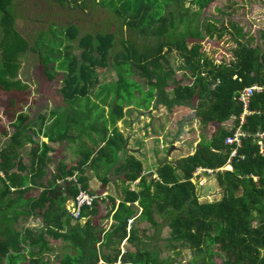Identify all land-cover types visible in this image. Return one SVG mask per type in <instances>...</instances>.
<instances>
[{
    "label": "trees",
    "instance_id": "1",
    "mask_svg": "<svg viewBox=\"0 0 264 264\" xmlns=\"http://www.w3.org/2000/svg\"><path fill=\"white\" fill-rule=\"evenodd\" d=\"M11 1L0 0V93L7 97L16 91L9 99L12 131H3L8 141L0 146V262L115 264L120 258L132 264H171L153 245L151 232L163 219L172 240L204 252L202 264H264V155L255 138L264 133V47L258 37L259 32L264 40V17L238 21L232 18L237 10L221 7L214 9L217 17L207 15L204 11L217 0H110L109 8L121 18L116 31L79 37L76 26H67L61 48L74 43L79 55L63 54L61 48L55 55L50 46H34L41 89L62 94L72 114L52 113L54 123L46 129L43 124L51 117L38 115L41 127L34 129L30 117L15 105L23 88L17 80L19 59L32 47L16 30V17L8 10ZM245 1L253 10L264 6ZM124 25L136 36L154 37L155 44L138 49L125 37L117 43L116 34L127 33ZM174 52L181 58L178 70L171 62ZM110 66L118 80L100 85L97 71ZM135 77L146 81L148 90L143 91ZM251 86L262 91L250 98L241 125L248 136L230 157L233 146L225 139L233 135L244 112L239 92ZM157 91L165 99L196 102L202 134L192 154L165 160L155 172L144 174L138 157L128 154L120 161L127 140L117 125L126 106L149 109ZM80 119L83 128L73 133L71 126H78ZM230 119L231 127L224 128ZM82 136L92 148L83 149L75 166H67L57 152L58 165L51 171L52 145L72 138L82 147ZM25 146L29 148L23 158ZM228 161L231 172L224 170ZM116 163L113 172L122 177L121 192L106 194V177L100 179V193L92 190L85 173H105ZM200 172L215 178L222 191L219 201L200 202L193 183ZM63 182L71 186L57 196ZM79 188L96 196L90 208L81 210L83 224L74 221L66 207ZM31 217L40 219L39 231L19 225ZM109 219L112 224L106 230L103 224ZM54 242L64 243L61 250Z\"/></svg>",
    "mask_w": 264,
    "mask_h": 264
},
{
    "label": "rangeland",
    "instance_id": "2",
    "mask_svg": "<svg viewBox=\"0 0 264 264\" xmlns=\"http://www.w3.org/2000/svg\"><path fill=\"white\" fill-rule=\"evenodd\" d=\"M12 4L9 7V11L16 17V30L19 34L29 43L32 47L20 58L22 63L21 70L18 72L17 80L20 85L23 86L22 90L25 94L34 93L38 97L34 100H29L24 96V94L18 97L15 102L18 111H25L26 108L29 109L28 115H30V120L35 122L36 125L39 124L38 112L44 113V109L57 107L63 109L67 107V103H64L62 99L56 97L55 100L58 102L56 106L53 102V95L48 92H44L41 89L42 78L38 72V59L36 51H34V46H37V50H40L42 46H50V49L54 50V54L58 53V49L61 48L62 39H65V31L68 25H75L79 28L80 35L85 33L97 34V33H107L110 31H116L121 24L120 16L113 10L109 8L110 0H12ZM262 2L264 0H257L256 3ZM189 6V3H186ZM241 6H245L241 9ZM221 7L227 12H233L232 18L235 20H243L249 22L246 18L259 19L263 18L262 9L253 10V7L247 3V1L241 0H217L204 12L207 15L215 16L214 9ZM197 10L195 7L193 8ZM206 15V14H204ZM203 16V14H202ZM217 17V16H215ZM251 23V22H250ZM126 34L117 33V43L121 42L122 38H126L133 43H136L138 49L140 45L155 44L154 37H142L136 36V33L130 31L127 26H123ZM1 33V27H0ZM38 37V42L36 44V39ZM259 44L264 47V40L261 38L258 32ZM118 49L121 48L120 45L117 46ZM123 47L121 48V50ZM65 50L73 55H79L80 50L76 47L74 43H65ZM69 50V51H68ZM171 62L174 65L175 70H178L181 63V58L177 57V53L171 55ZM97 73L100 74V79L102 84L109 85L108 83L116 82L118 76L113 66L106 70H99ZM136 81L139 82L141 89L148 90L149 86L143 79L135 77ZM171 83V80H169ZM19 91V92H21ZM11 92H16L12 90ZM5 93H0V146L4 147L8 141L7 136L3 133L7 130V133L12 131L8 122L12 116L11 107L9 105V99H12L10 94L6 97ZM50 96H48V95ZM54 100V101H52ZM29 104L27 107L26 105ZM136 104V101H135ZM155 108L151 113L143 114L144 117H151L152 123L154 122V128L157 133L153 132L158 136H155L152 140L148 142V152L152 155L156 162L153 166H157L158 163H162L165 160L172 161L177 158L184 157L191 154L195 149L197 143L200 141L201 137V126L195 117V108L197 103L192 102L189 104L182 103L173 100L171 96L169 99H165L156 92V98L154 100ZM58 105V106H57ZM26 107V108H24ZM137 108L136 106H133ZM82 112V110H81ZM83 113V112H82ZM68 115H71L69 113ZM77 115V114H76ZM75 117V114H73ZM156 116V117H155ZM229 121H232L230 119ZM229 121L223 124L224 128H229ZM80 124L71 126L73 133L75 130H82V119H80ZM233 123V122H232ZM149 126V123H148ZM209 133H211V128L209 127ZM149 131V130H148ZM151 132V130H150ZM88 136V135H87ZM82 136V142L86 144V137ZM78 143V142H77ZM78 144L77 148L80 150H85L87 147ZM28 146H25L21 150L22 156L26 158ZM120 161L122 162L124 154L121 155ZM150 166L146 167L148 170ZM112 167L107 172H100L97 170L96 175L90 174L89 177H93L92 190H99L101 192L100 179L106 177L109 184L106 187V194L116 195L121 192L122 178L121 175L115 174ZM94 173V172H93ZM104 175V176H102ZM199 176L193 180V183L197 187V194L200 198L201 203H214L222 198V191L218 188L214 177H207L200 172ZM120 176V177H118ZM134 189V186H132ZM33 221V220H32ZM28 227L33 228L31 220L28 221ZM160 228L158 230L152 231L153 245L160 251V257L162 259L170 258L171 264H202L204 252L189 248L188 245H184L181 241H175L171 239L170 228L167 226V222L163 219L160 220ZM55 247L61 250L64 243H55ZM53 255V254H52ZM50 256L51 262L55 259L54 256ZM0 264H6L5 262H0Z\"/></svg>",
    "mask_w": 264,
    "mask_h": 264
},
{
    "label": "crops",
    "instance_id": "3",
    "mask_svg": "<svg viewBox=\"0 0 264 264\" xmlns=\"http://www.w3.org/2000/svg\"><path fill=\"white\" fill-rule=\"evenodd\" d=\"M15 27H16V20H15ZM80 36L81 35L79 32V37ZM28 50H31V49H28ZM61 50H62L63 54L67 53V51L65 50V45H64V47L61 48ZM36 55H37V53H36ZM19 62H20V59H19ZM21 66H22V63L20 62L19 72L21 70ZM99 81H101V80H99ZM100 85L104 86L105 84L101 83ZM28 92H27V94H25L23 91H21L20 93H21V96L24 94V96L26 98H28L29 100H34L35 98L38 97L33 92L32 93H28ZM20 93H18L17 96L18 95L20 96ZM10 95L12 96V95H14V93L11 92ZM48 96H50V95H48ZM89 96L92 97L93 95L90 93ZM33 97H35V98H33ZM52 97L54 100L56 97H59L60 99L63 100L62 94L53 95ZM54 100H52V101H54ZM53 104L56 106V104H58V102L57 101H56V103L53 102ZM28 105L29 104H27L26 107ZM26 107H24V108H26ZM154 108H155L154 102L152 103V105L149 109L140 108V107L136 108L133 106H126L124 109L125 116L117 125L127 140L123 150L120 151L119 156L121 157V155L124 154V157H126L128 154H132L135 157H138L143 162L144 174H149L151 172H155L157 170V168L161 165V163H158L157 166H155V165L153 166V163H155L156 160L152 155L149 154L148 149H147L148 142L150 140H152L153 138H155V136H158V135L153 134V132L157 133V131L154 128L155 127L154 122L153 123L151 122L152 118L151 117L146 118L143 116V114L151 113V111H154ZM29 109L30 108H26L25 111L23 110L20 113H22L23 115H28ZM104 109L107 112L109 110L108 107H104ZM70 111H71V107L68 105L67 107H64L63 109H59L57 107L46 108V109H44L43 114L47 115V117H48V116L52 115V113L65 114V113H69ZM41 114H42V112H38V115H41ZM28 116L30 117V115H28ZM29 122L34 124V125H32L33 127L36 126V127H34V129H36V128L38 129L41 127V124L36 125V123L32 122L31 120H29ZM53 123H54V119L52 117L47 118V120L43 124V127L46 129V128L50 127ZM148 123H149V126H148ZM229 123H232V121H229ZM8 125H10V123H8ZM150 130H151V132H150ZM92 136H94V135H92ZM81 140H82V138H81ZM22 141H24V139H22ZM39 141L47 142V139L40 138ZM77 142L78 141L76 139L74 140V139L70 138V140H64L61 143H57V144L52 145L53 148H55V151L50 153V156H52L54 158V161L52 162V165H51V171L55 170L56 166L58 165V160L60 158L59 154L61 155V158L65 159V163L67 166H75V161L82 154V151H83V150H80L79 148H77V145L78 144L80 145V143L79 142L77 143ZM86 144L87 145H85V146L88 149L92 148V143L90 140H87ZM23 158H24V156H23ZM148 165L150 166V168L147 170L146 167H148ZM116 166H118V163H116V165L113 168H115ZM102 171L103 170H101L100 172H102ZM96 173L97 172L93 173V170H91V169L85 173V177L88 180L90 188H92V182L94 181V179H93V177H89V175L90 174L96 175ZM62 190L66 191L64 188ZM68 204H69V202H67L66 207H68ZM30 220H31L32 225L34 226L32 228L33 230L39 231V229L42 228V223H41L40 219L39 218H33V217L28 219L25 224H23L22 221L19 220V225L24 226V227H28L27 226L29 224L28 221H30ZM84 221H85L84 219H81L80 223L83 224ZM111 224H112V220L109 219L108 221L104 222L103 227L107 230ZM124 243H125V241L122 242V245ZM121 250L122 251L124 250L123 246L121 247Z\"/></svg>",
    "mask_w": 264,
    "mask_h": 264
},
{
    "label": "built area",
    "instance_id": "4",
    "mask_svg": "<svg viewBox=\"0 0 264 264\" xmlns=\"http://www.w3.org/2000/svg\"><path fill=\"white\" fill-rule=\"evenodd\" d=\"M262 91L261 87L258 86H251L248 88H245L239 92V101L243 103L244 107V112L240 114L239 116V125L238 127L234 130L233 135L229 136L225 139V144L233 146L232 152L230 157L235 156L236 154V149L240 145V139L245 138L248 136L246 132L241 130V125L245 123V118L246 115L249 114L248 111V106H249V101L250 98L254 95L256 92ZM233 122V119H232ZM228 125H232V123H228ZM255 138L259 141L260 145V152L264 155V133L263 132H258L255 135ZM225 171L231 172L232 168L230 167L229 161L227 162V166L224 168ZM96 199L95 195H91L89 192L82 190L79 188L77 196L74 199V203L69 202L67 210H68V215L74 220L78 221L81 219V210L85 208H90L92 206V203ZM131 223V221H130ZM115 264H132V263H125L118 258L116 260Z\"/></svg>",
    "mask_w": 264,
    "mask_h": 264
},
{
    "label": "water",
    "instance_id": "5",
    "mask_svg": "<svg viewBox=\"0 0 264 264\" xmlns=\"http://www.w3.org/2000/svg\"><path fill=\"white\" fill-rule=\"evenodd\" d=\"M71 186V184H68L66 182H63L60 187L59 190L57 191L56 195L59 196L61 194L62 189L64 188L66 190V192L68 191V188ZM68 202L74 203V197L73 196H69L68 198Z\"/></svg>",
    "mask_w": 264,
    "mask_h": 264
}]
</instances>
